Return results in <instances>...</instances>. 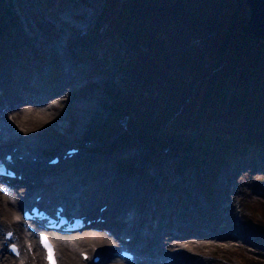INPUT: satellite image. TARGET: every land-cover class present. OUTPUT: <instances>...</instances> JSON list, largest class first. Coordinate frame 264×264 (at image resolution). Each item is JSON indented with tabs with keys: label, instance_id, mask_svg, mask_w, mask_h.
I'll use <instances>...</instances> for the list:
<instances>
[{
	"label": "rangeland",
	"instance_id": "obj_1",
	"mask_svg": "<svg viewBox=\"0 0 264 264\" xmlns=\"http://www.w3.org/2000/svg\"><path fill=\"white\" fill-rule=\"evenodd\" d=\"M98 3L100 0L89 1V8L88 2L78 0H0V60L4 61L0 63V72L6 64L11 76L16 71L22 75L27 71L37 74L36 68L46 66L47 78L43 79L57 85L50 87L51 94L60 88L63 93L56 95L57 99H66L56 106V98L46 95V103L56 106L51 114L59 119L54 125L38 129L37 138L33 139L51 144L40 146L38 154L43 153V159L48 160L62 155L65 149L78 147L86 155L84 159L78 158L76 165L64 164L47 175L56 180L63 171L68 174L79 170L82 175H74L76 186L83 187L90 179L93 185L106 181L109 185L100 191L103 196H114L120 187L134 182L137 196L130 198L129 206L123 205L121 214L138 211L131 227L138 237L143 231L141 243L145 244L148 236H158L155 241L162 237V241L170 240L168 253H180L184 244L174 243L171 235L175 224L184 226L181 236L196 233L188 237L193 245L183 255L186 257L174 264H246L239 259L244 253L264 263V258L256 255L264 253V156H248L244 163L242 158L232 159V164L220 169L216 178L209 177L212 165L209 163L208 167L198 151L162 148L165 153L153 157L149 149L152 145H143L142 126H136L140 120L132 114L140 110L150 95L120 72V60H127L129 55L117 44L118 38L101 37V43L90 34L99 26ZM244 12L250 17L248 7ZM65 64L74 69V77H81L73 87L67 84V74L62 69ZM130 85L136 95H142V100L140 96L132 98L135 94H131ZM43 87L34 91L45 92ZM118 106L123 109H117ZM153 113L145 112L141 120ZM5 120L13 122L11 116ZM144 123L146 131L149 125ZM20 132L15 129L11 134ZM149 139L154 142L157 138ZM55 141L59 145L53 147ZM21 142H13L10 148L20 147ZM192 145L200 146L195 140ZM83 177L84 184L79 181ZM56 201H61V197ZM2 213L0 210L1 230L17 219L7 221ZM109 228L118 233L125 230L117 224ZM156 246L151 243L149 251ZM92 247L99 248L97 244L89 248ZM76 256L80 261L79 253Z\"/></svg>",
	"mask_w": 264,
	"mask_h": 264
},
{
	"label": "trees",
	"instance_id": "obj_2",
	"mask_svg": "<svg viewBox=\"0 0 264 264\" xmlns=\"http://www.w3.org/2000/svg\"><path fill=\"white\" fill-rule=\"evenodd\" d=\"M78 1L89 7L93 0ZM98 4L99 26L90 34L96 41L118 38L129 55L120 60V72L150 95L132 114L140 120L136 126H142L143 145H152L153 157L164 154L162 148L192 149L212 165L209 177L216 178L232 159L244 163L248 156H264V42L252 34L245 0ZM145 112L154 113L141 120ZM149 137L157 139L150 142ZM239 259L264 264L247 253Z\"/></svg>",
	"mask_w": 264,
	"mask_h": 264
},
{
	"label": "bare ground",
	"instance_id": "obj_3",
	"mask_svg": "<svg viewBox=\"0 0 264 264\" xmlns=\"http://www.w3.org/2000/svg\"><path fill=\"white\" fill-rule=\"evenodd\" d=\"M251 18V11H249ZM250 29L252 31V34L254 37L260 41L264 42V38L260 39L258 38L254 33L250 26ZM0 63H4L3 60H0ZM43 66V65H41ZM9 66L6 64V67L0 72V135H3L7 130H15L20 129L21 132L17 135L11 134L6 136V139L3 137H0V144H7L6 145H0V150L6 149L8 147L9 150V144L11 141H19L22 140V144L19 147V153L16 156L22 155L25 156L26 151H31L32 155L28 157V169L24 171V176H27L29 174V171L31 169V166L29 163H32V157L41 158L42 155L38 154L40 150V146L49 147L51 144L48 142H40L39 140H34L33 138H37L36 134L38 129L43 128L45 126L54 125L59 117L57 115L51 114L52 111L56 110V106H59V104H62L66 102V99L61 97V99H57L56 95L63 93V90L59 88V90L55 91V93L51 94L53 91V87H57L56 83L51 82L48 84V80L43 79L47 78L46 75H44L46 66H43L41 68H36L37 74H34L33 71H27L25 75H22L18 71L14 73L13 76L10 75L11 71L8 68ZM64 72L67 74V84L70 86H75L79 81L78 78L81 79L80 76L74 77L77 74H74L72 71L74 69L69 64H65L62 68ZM48 84V85H47ZM51 85V86H49ZM44 86V87H43ZM43 87L42 89L45 90V92H35V88ZM52 87V88H50ZM74 93V91H72ZM7 94V96H4ZM51 95V97L56 98L57 105H50L49 103H46L45 97ZM2 100H6L5 104H2ZM6 107V108H5ZM11 116L13 119V122H10L9 124H5L3 120L6 118L8 119ZM45 135V134H44ZM74 138V137H72ZM59 145L58 142H53V147H56ZM13 149H11L10 153H12ZM37 165V164H34ZM40 171L37 169V173ZM74 175H82V172L79 170L70 172L68 174H60L58 180H55V182H52L50 185V191L47 193V196L53 199H57L58 197H61L63 201H68V204L76 201L80 203L86 210L90 209V212H93V204L96 205H109L111 211H110V217L111 218H118L116 217L119 215L121 217V222H124V218H128L129 214L126 213L125 216H122L123 211V205L129 206V204L132 203V200L137 194L134 190V182H128L125 186L120 187V190H117V193H115L114 196L106 195L103 196L101 194V188L107 187L106 184H108L106 181H103L104 184L102 185L100 182H95L93 185V180L90 179L86 182V179L83 177L79 179L80 183L84 184L83 187L76 186V179L74 178ZM31 176L34 178L36 177V174L31 173ZM77 178V177H76ZM109 185V184H108ZM134 186V187H133ZM30 188V191L25 190V193L22 194H16L10 196L9 193H7L4 190H0V210L3 211L4 218L7 221H12V219L18 218L19 210H21L24 207V204H27L30 202V197L32 191L36 190V188ZM71 189H74L75 192L71 191ZM59 190L58 192L61 193V195H56L55 191ZM109 191H112L110 189ZM50 198L46 199L50 200ZM131 198V199H130ZM15 200V205L12 203V200ZM126 199V200H125ZM125 200V201H124ZM124 201V202H123ZM108 202V203H103ZM128 211V210H127ZM107 213V212H106ZM105 213V215H106ZM88 214V213H87ZM135 212L131 215L130 220H132L135 216ZM131 223V222H129ZM18 223L15 222V225ZM2 225H0V228ZM190 227V226H189ZM108 228V227H107ZM125 228V230H123ZM175 231H171V235L173 236L172 240L174 243L180 244L183 243V249L181 250L180 255H168V251H166V248L171 247L170 240L168 241H162L158 239L159 241H155V237L158 238V236L154 237H147V233L145 234L146 242H149V244H145L139 247H142L141 251H138L139 254H143V259L138 264H161L160 261L156 260V257L160 256L159 259L168 260L171 259L174 263L178 262L182 256L187 253L188 249L190 248V245L192 246V240L190 239L196 235V233L190 234L188 237L191 236V238L181 236L182 229H184V226L181 223L175 224ZM119 229H122L126 234H133L134 229L128 228L125 225L119 226ZM118 236V235H116ZM133 236V235H132ZM144 240L143 231H141V236H139ZM139 237H136V239H139ZM100 239H102L100 241ZM18 240L22 242V237L19 234ZM2 241V238H0V242ZM30 241L34 244L33 253L28 254V262L27 264H41L40 254L38 250V246L33 238V236L30 238ZM114 238H111L105 234V232L97 231V232H90L87 236L80 237L76 239V244L81 247L82 252H90L93 250H97L104 256L103 262H107V264H118L117 262H114L116 259L115 252L118 249L119 242H122L118 238V242ZM142 241V240H140ZM151 243L157 245L156 248L152 251H149ZM97 244L98 247H92L89 248L91 245ZM25 248V246H24ZM85 248V250L83 249ZM76 245L73 247L72 250H68L67 246L60 245V251L63 257V263L64 264H87L83 261H78L76 258ZM146 254H149L147 256ZM186 256H183L185 258ZM26 260V261H27ZM113 260V261H112ZM0 264H14L13 259L8 254L7 251L0 252Z\"/></svg>",
	"mask_w": 264,
	"mask_h": 264
},
{
	"label": "water",
	"instance_id": "obj_4",
	"mask_svg": "<svg viewBox=\"0 0 264 264\" xmlns=\"http://www.w3.org/2000/svg\"><path fill=\"white\" fill-rule=\"evenodd\" d=\"M251 11L250 26L260 39L264 38V0H245Z\"/></svg>",
	"mask_w": 264,
	"mask_h": 264
},
{
	"label": "snow or ice",
	"instance_id": "obj_5",
	"mask_svg": "<svg viewBox=\"0 0 264 264\" xmlns=\"http://www.w3.org/2000/svg\"><path fill=\"white\" fill-rule=\"evenodd\" d=\"M9 235H11V234H9ZM42 240H43V243H44L45 248H46L47 251H48V260H49V264H56V262H55V258H54V250H53L52 247L48 244V242H47V238H46V237H43ZM11 251H12V252H16V251H17L16 248H15V246L12 247ZM85 258L87 259V257H85Z\"/></svg>",
	"mask_w": 264,
	"mask_h": 264
}]
</instances>
